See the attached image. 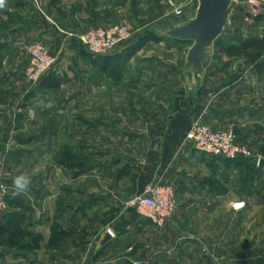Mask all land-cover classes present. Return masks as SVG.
<instances>
[{"label":"rangeland","instance_id":"obj_1","mask_svg":"<svg viewBox=\"0 0 264 264\" xmlns=\"http://www.w3.org/2000/svg\"><path fill=\"white\" fill-rule=\"evenodd\" d=\"M34 1L39 3L49 24L48 29L44 30L48 36L40 34L33 40L43 41L49 51L57 56V62L52 67L56 72L53 79L56 84L42 86L35 90L37 92L33 95L35 98L28 97L32 91L27 80L30 61L28 48L33 40L24 46L26 50L22 51L21 58L14 55L10 48L0 52L1 85L13 87L15 76H11L9 72L21 64L20 82L12 88L13 116H17L18 113H27L30 116V120L19 122L13 117L11 125H18L19 131L16 129L9 132L7 139L0 135V191H3L2 188L5 189L7 204L6 209L0 213V219L5 218V213L11 209L8 198L15 196L12 175L24 174L35 167V172L41 171V167L46 164L47 158L43 156L34 158V155L28 152L30 149L38 150V147L29 145L30 139H27L31 135L42 134L45 129H51L56 134L63 129L58 141L66 153L64 160L85 158L83 172L82 165L72 166L67 168L65 176L71 183V178L80 172L78 174L80 180L76 186L68 184L70 188L67 189V193L76 194L69 198L85 200L87 206L83 208L86 213L78 225H71L68 223L70 218L61 220L57 215L51 227V237L48 239L45 232L35 228L32 231L40 234L41 238L35 236L21 238V230L33 226L27 225V222L21 224L9 232L10 240L13 239L15 244H10L14 245L10 249L0 251V264H49V259H52L53 264H61L60 259L65 254L72 258L70 264H96V256L90 246L89 249L83 246L79 250L71 249L69 246L76 241L72 240L75 236L78 240H89L96 236L98 227L105 226L104 221L101 223L102 219L98 221L95 217L92 220L91 215L97 210H93L92 204H88L87 201L95 199L96 196L110 197L112 201L104 200L102 203L109 211H113L117 205L118 207L126 205L128 199L141 191L135 179L132 184L125 186L124 191L115 187L117 171L110 168V163L112 164L115 159L110 151L117 146L123 150L128 149L126 156L131 162L141 156L152 157L153 155L147 151L161 139L159 138L161 133L165 136L163 138L165 142L169 140L171 129L167 131L166 126L171 122H168L169 119L172 120L171 118L175 116V125L178 124L183 129L189 126L187 121L191 116V109L187 107L190 106L188 104H191V100L188 96L192 94L197 95V103H202L203 106L201 105L199 110L202 109L201 112L205 110L206 117L211 104L219 101L228 118L222 127L236 131L238 141L251 151V155L245 157L246 162L253 163L254 170H258V176L264 179V167L259 164L261 159L264 160V56L256 62L246 63L242 57L228 56L225 52L219 51L216 40L209 47L211 58L208 63L200 66L190 65L187 55L193 41L182 42L170 36L168 32L195 17L199 0H46V4L40 0ZM58 7L60 10H55ZM4 23V20H0V28ZM50 25L61 33L60 38L54 37V31L49 33ZM114 25L127 27L130 36L107 53L124 52V58H112L107 66L108 71H105L104 60L96 63L94 58L87 57L83 50L88 49L82 37L90 29ZM250 32L264 33V17H251L244 0H233L224 31L219 38L232 43L234 36L248 35ZM153 35H158L160 39L148 38ZM140 42L143 44L128 57L130 48ZM202 89L211 90L213 96L211 93L199 101ZM171 93L176 95L175 99L164 98ZM28 99H34V102L30 105L24 103ZM64 99L69 101L63 108L64 116L60 120H43L42 115L47 105L50 102L59 104V100ZM177 117L181 119L178 123ZM34 119L38 122L33 121ZM5 124L7 123H0L3 126ZM122 130L140 133L142 139L139 137L129 139L126 135H121L124 132ZM119 131L122 133L119 134ZM124 138L126 142H123ZM9 149H19L22 154L11 155ZM69 151L76 153L72 157ZM208 156L211 157L213 174L232 178L234 174L228 170H220L225 169L226 164L221 166V163L223 161L227 163V160L213 155ZM189 161H186L187 167ZM11 165L14 167L13 170ZM217 165L219 168L216 170ZM120 169L118 173L122 171ZM234 176L238 181L244 174L241 173L240 178L237 173ZM157 179H163V176H155L150 172L147 183ZM236 183H228L223 188L228 191L234 190ZM75 189L78 190L76 193ZM25 195L28 196L27 193ZM80 201H77L76 205L81 203ZM31 207L35 209L33 207L38 206H34L33 201ZM53 226L71 232L76 231V234L68 240H61L59 236L53 235ZM31 240L38 243L36 249L17 251V242Z\"/></svg>","mask_w":264,"mask_h":264},{"label":"crops","instance_id":"obj_2","mask_svg":"<svg viewBox=\"0 0 264 264\" xmlns=\"http://www.w3.org/2000/svg\"><path fill=\"white\" fill-rule=\"evenodd\" d=\"M40 1L47 3L46 0ZM55 10H60V7ZM46 17L49 19L48 15ZM0 20L5 22L0 28V52L10 48L14 55L21 58L24 46L29 41L37 38L40 34L48 36L44 30L49 23L37 1L5 0L4 5L0 7ZM49 33L55 34L56 38L61 37V33L54 30L52 25L49 26ZM19 67L21 64L16 66L14 71L9 72L11 76H15L13 87L20 82ZM9 73L8 76H10ZM13 87L9 88L8 85L0 84V123H7L5 126L0 125V135L6 139L9 132H14L16 129L19 131L18 125H11L13 117L17 122L30 120L27 113H18L17 116H13L14 106L11 96ZM211 93L212 91L209 89H202L198 97L199 101L204 100V97ZM35 94H37L36 91L29 94L28 97L33 98ZM188 97L191 100V104H188L190 106L187 107L191 109V116L187 121L189 126H186L185 129L179 127L180 125L177 124L181 121L179 117H177V125L174 123L175 116L171 118L172 120L169 119L168 122H171L166 125L167 131L171 129L169 140L165 142L163 140L165 136L161 133V137H159L160 134H158L157 137L161 139H156V145L148 147L147 152L153 155L152 157L143 158L141 156L131 162L130 158L126 156L128 149L123 150L117 146L110 151L115 157L112 164L110 163V168L117 171L114 182L117 183L115 187L118 190L124 191L125 186L133 183V179L142 190L147 184L150 172L155 176L162 175L164 182L174 185L178 205L172 216L165 225L158 226L148 217L140 215L126 205L121 207L117 205L113 211H109L102 202L104 200L112 201L111 198L96 196L95 199L87 201L88 204H92L93 210H97L93 211L91 218L93 220L96 217L98 221L102 219L101 223L104 221L106 227L104 225L102 228L98 227L96 236L89 240H78L75 236L72 240L76 241L69 245L71 249L79 250L83 246H87L88 249L91 247L96 256V264H133L137 258L152 259L153 264H212L214 262L219 264H264V179L258 176V170H254L253 163L246 162L245 157L221 163V166L226 164V167L220 170H228L232 175L237 173L239 178L241 173L244 174V177L238 180L239 182L236 181L234 175L231 178L213 174L211 157L208 154H202L192 144L186 142L187 133L193 120L201 112L199 108L202 105V103H197V95L192 94ZM164 98L175 99L176 95L171 93ZM33 100L28 99L24 103L30 105L34 102ZM68 102V99L59 100V104L50 102L42 115L43 120H60L64 116L63 108L67 106ZM227 119L219 101L211 104L208 109L207 121L212 128L225 126ZM33 121L38 122L37 119ZM61 131L56 134L51 129H45L42 134H34L27 138L30 139L29 145L38 147V150L30 149L28 152L33 154L34 158L40 156L47 158L41 171L35 172V167L24 173L32 179L27 198L31 206L33 201L34 206H38L33 207L35 209L31 213V223L29 224H33V226L29 227V230H34V228L42 230L47 234V239L51 237V227L57 215L61 217V220L70 218L68 223L71 225H78L86 213L83 208L87 206L85 200L69 198L76 194L68 195L67 193V189L70 188L68 184L76 186L80 179L76 175L71 178V183H69L65 176L68 167L58 162V153L62 148L58 141ZM122 131L124 132L119 131L118 133L126 135L129 139L134 137L142 139L140 133L137 134L129 130ZM125 140L126 138L123 142ZM131 142L134 141L131 140ZM143 151L145 154L146 151ZM8 152L11 155L22 154L19 149H9ZM176 155L178 156L176 157ZM188 160H190V164L187 167L188 162L186 161ZM11 168L13 170V165ZM218 168V165L215 166L216 170ZM119 169L122 170L120 173H118ZM132 170L133 175L131 174ZM14 174L11 178H15L21 173ZM232 182H237L234 190L228 191L223 188L224 185ZM72 191L74 190L72 189ZM77 191L75 189V193ZM77 201L81 203L76 205ZM236 201H245V207L240 210L234 209L233 203ZM113 213L116 215H112ZM42 227L43 229H41ZM75 234L76 231L63 240H68ZM47 239H45V243ZM71 259L69 254H65L60 259L61 264H70ZM48 263L53 264L52 259H49Z\"/></svg>","mask_w":264,"mask_h":264},{"label":"built area","instance_id":"obj_3","mask_svg":"<svg viewBox=\"0 0 264 264\" xmlns=\"http://www.w3.org/2000/svg\"><path fill=\"white\" fill-rule=\"evenodd\" d=\"M245 6L251 17H264V0H244ZM180 13V10L178 11ZM130 36V31L125 26H100L87 31L82 37L87 49L94 54H107L119 43ZM30 61L27 68V80L31 87L52 69L57 62L46 44L41 40H33L28 48ZM206 111L200 112L193 120L186 136V142L202 153L221 156L228 160L240 157H249V148L238 141V135L232 128H212L206 120ZM0 191V213L6 207L4 188ZM178 205L177 194L172 183L163 179L147 183L144 188L126 201V206L134 209L140 215L148 217L158 226L165 225L166 221L175 212ZM239 205V207L237 206ZM245 201H236L233 208L236 210L245 207ZM133 264H153L152 259L137 258ZM219 264V263H212Z\"/></svg>","mask_w":264,"mask_h":264},{"label":"trees","instance_id":"obj_4","mask_svg":"<svg viewBox=\"0 0 264 264\" xmlns=\"http://www.w3.org/2000/svg\"><path fill=\"white\" fill-rule=\"evenodd\" d=\"M148 38H156L160 39V37L157 35H153L152 37ZM184 41V40H180ZM143 43H136L134 47L130 48V53L128 54V57L132 55L133 51L137 50ZM217 44H218V49L219 51L225 52L228 56H238L244 58L246 63H253L258 61L261 57L264 56V33H254L250 32L248 35H236L233 38L232 43H228L226 40L223 38H218L217 39ZM87 57L89 58H94V62L98 63L100 60H104V67L103 69L105 71L107 70V66L109 64V61L112 58H124V52L122 54L115 53V54H94L92 52L85 51L83 50ZM127 51V50H126ZM118 66V65H117ZM120 69V67H117ZM54 69L52 68L40 81L37 85L32 86L30 89H32L31 92H34L36 89L45 86L50 83H55L56 81L53 82L54 76L56 75L53 71ZM31 92L29 94H31ZM28 94V96H29ZM202 110V109H201ZM208 116V115H207ZM66 150V149H65ZM70 156H74L76 151H69ZM65 151L64 149H61L59 152V158L58 162L60 164H63L65 166L72 167V166H79L82 169L81 172L84 170V161L85 158L83 157L82 159H68L64 160L65 156ZM215 157H220L221 156H215ZM225 159V158H224ZM227 161H230L228 159H225ZM80 172H77V175ZM8 198V197H7ZM11 202V209L9 212H6L5 218L3 217L0 219V251H5L10 247L12 248L13 246H10V244H15L14 240H10V233L12 230L18 228L21 224L27 222V225H29L31 222V213L33 211L30 201L27 198V196L24 195H15L13 198L9 199ZM53 235H57L63 240L64 238L71 236L72 232L68 229H64L61 227H55L53 226ZM54 235V236H55ZM40 237V234L35 233L32 230H29V228H24L21 230V238L25 237ZM53 236V237H54ZM38 246V243L34 240L31 241H26V242H17V251L22 252V251H32L36 249Z\"/></svg>","mask_w":264,"mask_h":264},{"label":"water","instance_id":"obj_5","mask_svg":"<svg viewBox=\"0 0 264 264\" xmlns=\"http://www.w3.org/2000/svg\"><path fill=\"white\" fill-rule=\"evenodd\" d=\"M233 0H199L195 17L172 28L168 34L184 41H193L187 55L190 65L200 66L210 61L209 47L224 31ZM264 166V160H260Z\"/></svg>","mask_w":264,"mask_h":264},{"label":"clouds","instance_id":"obj_6","mask_svg":"<svg viewBox=\"0 0 264 264\" xmlns=\"http://www.w3.org/2000/svg\"><path fill=\"white\" fill-rule=\"evenodd\" d=\"M4 3L5 0H0V7H2ZM31 183L32 179L27 174H21L16 176L13 180V189L15 195H24L28 193Z\"/></svg>","mask_w":264,"mask_h":264},{"label":"snow or ice","instance_id":"obj_7","mask_svg":"<svg viewBox=\"0 0 264 264\" xmlns=\"http://www.w3.org/2000/svg\"><path fill=\"white\" fill-rule=\"evenodd\" d=\"M239 207V205H237Z\"/></svg>","mask_w":264,"mask_h":264}]
</instances>
